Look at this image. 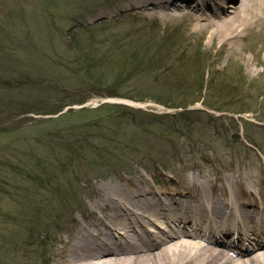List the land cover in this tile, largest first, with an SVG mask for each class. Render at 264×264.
I'll return each mask as SVG.
<instances>
[{
    "label": "rangeland",
    "instance_id": "obj_1",
    "mask_svg": "<svg viewBox=\"0 0 264 264\" xmlns=\"http://www.w3.org/2000/svg\"><path fill=\"white\" fill-rule=\"evenodd\" d=\"M143 1L0 0V126H3L0 127V264H40L38 259L42 255L48 264H78L72 260L70 250L78 227L94 221L88 208L103 214L97 195L101 185L132 180L155 190L163 186L171 189L186 185L193 175L208 193L216 192L217 188L231 190L248 185L256 194L264 195V8L260 20L231 47L218 37L210 38L214 30L213 0H199L200 7L191 0H179L174 7L167 0L159 8L150 5L155 0H146L148 5ZM131 17L137 22L132 23ZM144 20H149L144 22L147 24L157 20L160 34L171 25L177 27L175 44L188 47L191 54L199 48L206 60V82L212 71H220L214 77L215 90L207 88L187 108L100 95L66 106L62 112L69 107L91 110L102 103H122L158 114L190 111V121L184 124L175 118L170 127L171 121H165V126L158 128L157 137L149 141L152 147L146 161L126 151L120 157L126 160V168L112 164L73 175L68 171L61 173L58 156L35 143L37 131L32 128L35 120L56 118L60 113L29 112L10 121L6 114L13 107L28 106L19 103L23 95L15 94L10 86H14V81H25L31 72L47 80L52 52L47 50L42 59L41 50L51 41L69 61L76 51L65 45L72 30L81 36L78 46L85 49L88 44L93 45L95 41H90L98 35L104 41L110 39L118 44L122 40L119 32L139 29ZM84 26H89L91 32ZM114 47L117 50L118 45ZM174 69L178 77L186 78L198 67L187 71L188 68L179 65ZM177 79L167 84L174 90L175 98L169 95L170 101L182 105L198 96L194 85ZM132 86L125 91L137 93ZM247 108L252 111L241 112ZM184 125L194 130L188 133ZM165 130L170 132L163 134ZM42 157L48 158L42 165L44 169L38 164ZM36 175L53 180L45 185L39 183L40 177L34 180ZM185 190L195 194L200 189L192 185ZM256 200L261 205L264 202L259 197ZM45 223L51 235L46 254L36 246L24 244L33 231L45 230Z\"/></svg>",
    "mask_w": 264,
    "mask_h": 264
},
{
    "label": "trees",
    "instance_id": "obj_2",
    "mask_svg": "<svg viewBox=\"0 0 264 264\" xmlns=\"http://www.w3.org/2000/svg\"><path fill=\"white\" fill-rule=\"evenodd\" d=\"M131 18L132 23L137 22V19ZM147 21L149 22L144 20L139 29L133 27L131 30L119 32L123 41L118 44L110 39L109 42L104 41L103 37L98 35L90 41H95L93 45L88 44L85 49L78 46L81 36L72 30L71 39L65 45L76 51L69 61L55 48V42L51 41L41 50L42 59L47 50L52 52L49 61L52 67H48L50 74L47 80L39 77L38 73L31 72L26 75L25 81L17 80L14 81V86H10L15 94L20 92L23 95L19 103L28 105V108L13 107L6 114L8 119L11 117L10 121L29 112L50 115L60 113L56 118L35 120L32 128L37 131L34 132L37 136L35 143L58 156L61 173L68 171L73 175L84 170H99L112 164L126 168V160H120L126 151H130L136 159L146 161L152 147L149 141L157 137V130L165 126V121H171L169 127L175 118L185 122L184 124L190 121V111L158 114L122 103H102L91 110H75L69 107L67 111L62 112L66 106L81 104L91 96L100 95L127 97L138 101L151 100L169 108H187L188 104L196 102L195 98L200 99L207 88L208 91L215 90L214 77L220 71H212L211 78L206 82V60L203 59L200 49H194L191 54L188 47L175 44L177 27L167 25L169 27L163 29L160 34L159 22L154 20L150 24L144 23ZM84 27L87 32H91L89 26ZM116 45L117 50L114 47ZM179 65L188 68L187 71H191V67L196 65L198 70H193L190 77L181 78L174 69ZM174 79L185 82L188 86L194 85L198 96L189 103L174 104L168 97H173L174 90L167 85ZM129 86L137 91L132 92L135 95L125 91ZM210 106L214 107L213 104ZM246 111L252 109L241 110ZM183 128H187L188 133L194 130L186 125ZM167 132L170 131L165 130L163 134ZM47 159L42 157L38 164H46ZM42 168L44 169V166ZM37 177H40L39 183L45 185L53 180L45 175H36L35 181ZM45 224V230L36 233L33 231L24 244L26 247L36 246L46 254L51 246V235L48 223ZM38 260L40 264H48L43 255Z\"/></svg>",
    "mask_w": 264,
    "mask_h": 264
},
{
    "label": "bare ground",
    "instance_id": "obj_3",
    "mask_svg": "<svg viewBox=\"0 0 264 264\" xmlns=\"http://www.w3.org/2000/svg\"><path fill=\"white\" fill-rule=\"evenodd\" d=\"M155 1L142 3L154 8L167 3ZM191 1L200 7L199 0ZM213 5L210 38L233 47L260 20L264 0H213ZM192 185L198 193L185 190ZM97 195L103 214L88 208L94 221L78 227L70 250L78 264H264V202L258 203L248 185L208 193L190 175L186 185L171 189L126 180L101 185ZM213 230L224 231L227 240L211 236Z\"/></svg>",
    "mask_w": 264,
    "mask_h": 264
}]
</instances>
